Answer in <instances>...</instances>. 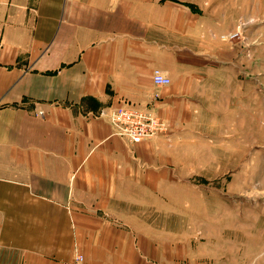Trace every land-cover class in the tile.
<instances>
[{
    "label": "crops",
    "instance_id": "obj_1",
    "mask_svg": "<svg viewBox=\"0 0 264 264\" xmlns=\"http://www.w3.org/2000/svg\"><path fill=\"white\" fill-rule=\"evenodd\" d=\"M174 9L0 0V264H60L74 248L84 264H137L128 220L176 186L177 130L255 120L233 41L177 23ZM154 69L170 84L154 85ZM124 102L168 132L134 144L115 135L109 114Z\"/></svg>",
    "mask_w": 264,
    "mask_h": 264
},
{
    "label": "rangeland",
    "instance_id": "obj_2",
    "mask_svg": "<svg viewBox=\"0 0 264 264\" xmlns=\"http://www.w3.org/2000/svg\"><path fill=\"white\" fill-rule=\"evenodd\" d=\"M156 1L176 7L177 23L218 27L233 41L234 67L241 83L255 86L256 110L251 123L177 130L176 186L128 220L133 257L137 264H264V0Z\"/></svg>",
    "mask_w": 264,
    "mask_h": 264
},
{
    "label": "built area",
    "instance_id": "obj_3",
    "mask_svg": "<svg viewBox=\"0 0 264 264\" xmlns=\"http://www.w3.org/2000/svg\"><path fill=\"white\" fill-rule=\"evenodd\" d=\"M152 82L156 86L170 84V77L163 74L160 69L152 71ZM109 121L113 133L124 138L129 143H139L167 131L166 121L146 109L124 102L115 107L109 114ZM60 264H84V255L79 249L72 250V257L61 261Z\"/></svg>",
    "mask_w": 264,
    "mask_h": 264
}]
</instances>
